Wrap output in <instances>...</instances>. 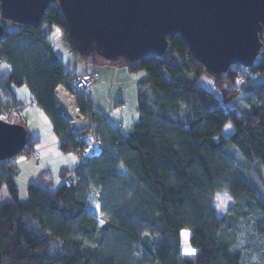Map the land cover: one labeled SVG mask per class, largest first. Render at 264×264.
I'll use <instances>...</instances> for the list:
<instances>
[{
	"label": "trees",
	"instance_id": "obj_1",
	"mask_svg": "<svg viewBox=\"0 0 264 264\" xmlns=\"http://www.w3.org/2000/svg\"><path fill=\"white\" fill-rule=\"evenodd\" d=\"M6 20L14 22L0 14V62L9 66L0 72V91L12 102H0V117L10 121L22 104L14 87L27 85L57 146H82L54 89L71 76L97 73L98 60L78 71L56 54L47 38L54 27L75 52L57 0L49 1L36 24L9 28ZM259 36L251 66L231 64L215 74L178 33L167 36L161 55L103 58L132 73L145 71L135 83L137 118L123 132L120 116L114 123L90 96L77 95L82 111L89 102L97 108L94 118H103L95 129L101 152L62 166L55 187L42 172L39 183L26 185L25 199L15 181L17 164L0 159V189L4 185L9 195L0 201V264H264V25ZM203 74L211 77V88L199 83ZM13 122L26 127V120ZM227 122L233 129L223 135ZM36 142L28 132L20 153L29 154ZM70 173L71 184L65 180ZM217 192L232 200L220 217L212 204ZM91 193L103 223L91 210ZM182 228L191 230L192 255L181 250Z\"/></svg>",
	"mask_w": 264,
	"mask_h": 264
},
{
	"label": "water",
	"instance_id": "obj_2",
	"mask_svg": "<svg viewBox=\"0 0 264 264\" xmlns=\"http://www.w3.org/2000/svg\"><path fill=\"white\" fill-rule=\"evenodd\" d=\"M50 0H0L4 19L36 24ZM79 56L108 61L157 56L178 33L211 73L252 65L262 45L264 0H57ZM3 25L0 22V38ZM27 128L0 118V159L18 155Z\"/></svg>",
	"mask_w": 264,
	"mask_h": 264
},
{
	"label": "rangeland",
	"instance_id": "obj_3",
	"mask_svg": "<svg viewBox=\"0 0 264 264\" xmlns=\"http://www.w3.org/2000/svg\"><path fill=\"white\" fill-rule=\"evenodd\" d=\"M17 23V22H16ZM16 23L12 21H7L6 24L9 28H13L16 26ZM47 38L51 41L53 47L56 49V54L61 58L62 62L67 65L71 70H82L84 67H89L90 62L92 60H98V63L94 65L97 73L96 76H93V81L89 87V96L91 99L95 100L96 104L101 108L102 111L107 115L115 109L114 104L116 102L123 101L124 108L122 110V115L118 114V116H111L108 119L113 121L114 123L117 121L116 118H123V124L121 125V130L126 132L131 128L132 122L136 120L137 113V97H136V80L145 74L144 70H139L137 72H129L122 62L118 61L117 64H110L104 62L103 58L95 53L87 55L86 58L78 57V53L70 49L68 43L65 41V37L61 35L60 29L58 27H54L47 35ZM1 63V62H0ZM6 63L0 65V72L7 71L8 67ZM7 69V70H6ZM201 85H204L208 88L212 87L211 77L208 74H203L199 80ZM16 96L20 100L22 104H24L20 109L18 104L12 109V112L9 114L8 119L13 122L17 119L26 120V127L29 132L30 138L37 137L39 140L37 141L35 147L40 145L51 143L53 139H56V135L52 130L51 122L48 119L47 115L40 109L37 105H35L34 100H32L31 91L27 85H20L14 87ZM0 102L2 103H11L12 98L8 95H4L0 91ZM100 102V104L98 103ZM114 107V108H113ZM7 113H4L3 116H6ZM1 118V117H0ZM2 119V118H1ZM4 120V119H3ZM7 121V120H5ZM17 123V122H14ZM233 127L230 122H227L222 129L223 135H228L232 131ZM58 143V139H57ZM90 150V149H89ZM72 154V156H71ZM62 158H61V156ZM41 156L42 160L49 161L51 166L50 171L53 176V181H51V186H57L61 177L59 175L58 165L60 163H70L72 167L75 164L78 165L79 156L75 155L74 152L67 150L63 151L58 146H46L42 150L32 149L29 154L20 153L16 158V164L20 162L19 160H23L25 158L32 157L34 159H39ZM73 157V159H72ZM62 159V161H60ZM66 165V166H67ZM46 177V176H45ZM50 181V176L48 177ZM20 190V188H18ZM24 198L26 195V185L24 188ZM94 194H98L97 191ZM90 197V207L94 214L98 215L97 219L99 222L103 221V218L99 216V207L97 204L96 196L91 193ZM219 197V199H218ZM9 198L7 190L3 185L0 189V201H5ZM223 201V203H221ZM232 200L231 197L226 192H217L214 195L213 206L216 210L217 216H222L228 207L231 205ZM191 234V230L189 228H182L179 231V242L181 250L186 253L192 255L193 252L191 249H194L189 243V236ZM140 243H138L137 249L140 250ZM138 256V254L136 255ZM255 257V255H253Z\"/></svg>",
	"mask_w": 264,
	"mask_h": 264
},
{
	"label": "built area",
	"instance_id": "obj_4",
	"mask_svg": "<svg viewBox=\"0 0 264 264\" xmlns=\"http://www.w3.org/2000/svg\"><path fill=\"white\" fill-rule=\"evenodd\" d=\"M93 76H96V74H77L71 76L70 79L59 82L54 89L55 97L67 117L69 128L83 140V145L77 146L72 151L75 155L79 156L77 164H82L88 157L98 155L101 152V143L95 134V129L102 122L103 118H94V114L97 113V108L93 105L90 106L89 102H85V110L82 111L76 99L77 95L85 100L89 98V87L93 81ZM18 106V109H20L23 105ZM123 108L124 103H120L117 105L116 111H110L104 118H109L116 113H122ZM120 122L122 123L121 119ZM18 155L10 157L12 163L16 164ZM65 180L70 184L74 183L73 174H67Z\"/></svg>",
	"mask_w": 264,
	"mask_h": 264
},
{
	"label": "crops",
	"instance_id": "obj_5",
	"mask_svg": "<svg viewBox=\"0 0 264 264\" xmlns=\"http://www.w3.org/2000/svg\"><path fill=\"white\" fill-rule=\"evenodd\" d=\"M3 63L4 62H1L0 65L3 64ZM117 65H122V64H117ZM6 67H8L7 69H9L8 65L4 66V68H6ZM82 70H80V71H82ZM92 101L98 107V109L100 111H102L101 108L96 104L95 100L93 99ZM98 103L100 104V102H98ZM102 112H104V111H102ZM122 120H123V118H122ZM34 138H37V137H34ZM38 140L39 139L37 138V141ZM52 145H56L57 146V138L53 139L51 141V143L40 145L38 147L34 146V148L37 149L38 152H39V150H42L44 147L52 146ZM71 156H72V154H71ZM61 158H62V156H61ZM72 159H73V157H72ZM19 161L20 162H18V164H17V171H16L17 175L15 177V181H16V184H17L18 188H20V190H19L20 198H24L25 185H27L30 182H38L39 183V178H40L42 172H45V176H46L45 179L47 181H49V178H48L49 176L51 178L50 181H53V176H52L51 171H50V168H51V166L49 164L50 160L49 161H47V160L44 161V160L41 159V156H39V159H34L32 157H29V158H25V159L19 160ZM60 161H62V159ZM66 165H67V163H65V162L60 163L58 165V169L57 170L59 171L62 166H66ZM67 166H71L70 163H68Z\"/></svg>",
	"mask_w": 264,
	"mask_h": 264
},
{
	"label": "snow or ice",
	"instance_id": "obj_6",
	"mask_svg": "<svg viewBox=\"0 0 264 264\" xmlns=\"http://www.w3.org/2000/svg\"><path fill=\"white\" fill-rule=\"evenodd\" d=\"M218 199H219V197H218ZM221 203H223V201H221ZM101 223H103V221H101ZM191 251L194 253L195 249H191Z\"/></svg>",
	"mask_w": 264,
	"mask_h": 264
}]
</instances>
